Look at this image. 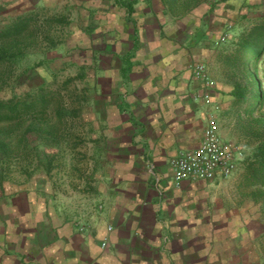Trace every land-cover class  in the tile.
Returning a JSON list of instances; mask_svg holds the SVG:
<instances>
[{
    "label": "crops",
    "instance_id": "obj_1",
    "mask_svg": "<svg viewBox=\"0 0 264 264\" xmlns=\"http://www.w3.org/2000/svg\"><path fill=\"white\" fill-rule=\"evenodd\" d=\"M177 1L0 0L7 23L45 26L44 63L84 84L67 175L39 160L25 182L0 186V264H264V216L244 175L254 146L232 35L222 39L238 0ZM207 127L242 150L237 169L177 185L172 158Z\"/></svg>",
    "mask_w": 264,
    "mask_h": 264
},
{
    "label": "rangeland",
    "instance_id": "obj_2",
    "mask_svg": "<svg viewBox=\"0 0 264 264\" xmlns=\"http://www.w3.org/2000/svg\"><path fill=\"white\" fill-rule=\"evenodd\" d=\"M178 1L182 2L183 8L189 3V0ZM214 1L215 3L223 2V0ZM234 5L230 4L229 8L233 9L232 6H234V15L230 19L235 27L230 28L232 33L225 34L227 38L232 35L230 40L233 52L237 46L238 34L250 28L253 23L264 16V0H238ZM37 21L34 19L30 24L31 27L20 35L19 47L22 48L23 54L16 55L8 65L9 68H7L6 74L4 73V76H1V84L3 86L8 84L5 87H9L8 89L15 87V91L23 95L34 93L40 90V87H44L43 93L53 94L60 103L58 102L59 104L57 103L56 106H49L48 111L45 112L46 114H28L20 124L0 122V142L3 140L4 143V147L0 145V186H4L10 181L14 183L25 182V179H29L31 174L36 171L37 163H42L39 160H43L44 164H53L67 175L66 170L70 165L69 159L72 157L71 145L76 142L74 138L72 139L74 128L76 127L77 130L76 140H78V137L83 136L78 124L76 125L72 120L74 115L70 110L72 108V92L75 88L77 90L83 88L84 84L79 79H69L71 75L69 66L60 69L57 65L44 63L46 60L49 62L53 60L50 58L53 49L46 48L45 42L49 41L44 40V34H47L48 29L43 25H38ZM5 23H7L6 18L0 16V26ZM19 47H13L14 51L18 50ZM42 56H45V59ZM0 68L4 69L3 66H0ZM52 69L57 70L56 75L52 73ZM241 71H237L238 81L242 80ZM251 71L256 72L261 88L264 90V53ZM242 81L246 83L247 78L244 77ZM242 108L246 115V127L251 131V145L255 147L261 140H264V127L258 124V120H264V105L253 109L247 103H242ZM256 131L261 132L256 135L254 133ZM72 140L73 142H71ZM84 141V139L78 141L77 144H82L77 148L85 150ZM84 159L85 157L81 156L76 159V161H82L78 163L82 169L85 164ZM60 180H65L63 174ZM253 186H256L254 187L255 191L264 192V185ZM255 191L252 194V205L255 208H260L264 216V198L261 197L256 200ZM1 197L2 195H0Z\"/></svg>",
    "mask_w": 264,
    "mask_h": 264
},
{
    "label": "trees",
    "instance_id": "obj_3",
    "mask_svg": "<svg viewBox=\"0 0 264 264\" xmlns=\"http://www.w3.org/2000/svg\"><path fill=\"white\" fill-rule=\"evenodd\" d=\"M173 1L176 2L177 0ZM189 3H191V0H189ZM31 22L30 18H23L19 15L11 22L0 26V66L4 68H0V122L20 124L28 114H46L45 112L48 111L49 106H56L60 103L53 94L43 93L44 87H40V90L34 93L23 95L18 94L14 89L15 87L8 89L9 87L5 88L8 84L4 86L1 84V76H4V73L6 74L7 68H9L8 65L16 55L23 54L22 48L19 47V37L30 27ZM13 47H19L20 49L14 51ZM263 53L264 16L253 23L250 28L238 34L236 49L229 58L235 70H242V80L244 77L247 78L246 83L241 79L237 82L235 95L241 103H247L253 109L264 105V90L261 88L256 72L251 71L252 67L257 65ZM52 73L56 75L57 70L52 69ZM244 74L245 76H243ZM250 77L251 80L249 81ZM258 124L264 127V120H258ZM260 132L256 131L254 133L257 135ZM0 145L4 147L3 140ZM246 159L244 175L247 183L264 185V140H261L253 148L252 153ZM254 196L256 200L261 197L264 198V192L255 191Z\"/></svg>",
    "mask_w": 264,
    "mask_h": 264
},
{
    "label": "built area",
    "instance_id": "obj_4",
    "mask_svg": "<svg viewBox=\"0 0 264 264\" xmlns=\"http://www.w3.org/2000/svg\"><path fill=\"white\" fill-rule=\"evenodd\" d=\"M225 37L223 36L222 39ZM195 74L206 86L213 87L215 85V81L209 78L204 63H198L195 66ZM206 98L207 102L210 101L208 94ZM241 155L242 150L239 146L223 141L217 130L207 127L198 148L181 152L172 158L174 180L179 185L188 178L212 180L217 177H228L237 169Z\"/></svg>",
    "mask_w": 264,
    "mask_h": 264
}]
</instances>
